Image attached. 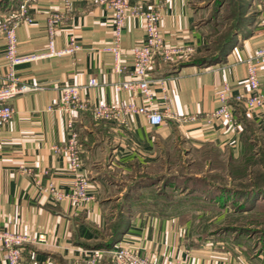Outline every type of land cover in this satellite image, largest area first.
<instances>
[{"label": "crops", "instance_id": "1", "mask_svg": "<svg viewBox=\"0 0 264 264\" xmlns=\"http://www.w3.org/2000/svg\"><path fill=\"white\" fill-rule=\"evenodd\" d=\"M193 1L129 0L131 6L143 11L158 9L159 26L168 43L191 44L195 51L188 58H158L150 70L156 98L153 107L163 113L162 124L151 125L144 114L129 115L123 124L97 119L91 110L75 113L84 161L81 172L90 176V190L95 194V200L80 204L53 201L34 180L37 172L48 170L60 188L69 190L73 184L75 174L68 156L53 150L54 145L61 146L68 139L67 113L59 107L61 88L81 86L90 106L131 101L143 105L140 93L116 90L114 83L132 77V49L146 37L145 20L141 16L127 19L121 55L124 69L117 72L114 55L104 50L114 39L112 11L99 0H72L69 10H64V0H36L29 5L32 21L21 22L17 37L20 55L33 59L21 64L18 74L32 89L12 100L15 114L0 129V229L29 236L45 233L48 237L47 244L24 248V264H89L95 253L99 254L95 264H113L109 250L98 244L108 240L117 216L116 205L135 177L177 172L187 160L194 164L212 151L224 159L228 154L239 156L246 137L256 147H264V108H248L231 100L237 128L223 118L213 122L204 119L206 113L219 107L218 93L225 81L231 85L232 95L249 93L245 60L264 45L263 8L258 10L252 30L238 35L221 61L200 65L190 61L202 55L206 45ZM9 11H0V21ZM56 11L63 13L55 36L56 50L68 48L71 36L81 44L80 50L48 54L47 18ZM5 72V35L0 28V84ZM92 77L97 78V86L88 85ZM259 77L264 89V66L259 67ZM184 116L197 118L182 121ZM205 170H210L206 160L196 174ZM48 180V176L43 177L42 185ZM198 212L132 204L128 229L119 244L160 263L187 259L191 264H251L229 246L210 236L202 237L200 226L193 222ZM0 264H6L2 250Z\"/></svg>", "mask_w": 264, "mask_h": 264}, {"label": "built area", "instance_id": "2", "mask_svg": "<svg viewBox=\"0 0 264 264\" xmlns=\"http://www.w3.org/2000/svg\"><path fill=\"white\" fill-rule=\"evenodd\" d=\"M36 0H23L21 5L8 13L2 15L0 28L5 35V59L6 72L2 77L0 84V129L4 122L9 121L15 114V108L12 100L19 94L28 92L31 86L22 82L18 74V67L33 57L20 55L18 50L17 28L21 22H31L28 15L29 5ZM106 9L112 11V26L114 39L111 45L104 48L105 51L114 55V69L122 72L124 66L122 60V39L125 24L130 16L143 17L145 20L146 37L144 41L137 44L132 49L133 72L131 79L117 81L114 83L116 90H129L134 94L140 93L143 96L144 104L138 105L136 102H127L122 104H108L99 102L90 106L88 99L81 94V86L71 84L61 88V109L67 113V131L68 139L63 145H54L55 152L65 153L68 156L69 167L74 172L75 177L71 189L64 190L60 188L54 179L50 177L48 170H41L36 173L35 184L55 202L70 201L73 204L88 203L95 200V194L90 190V176L82 173L84 161L82 158V145L79 131L76 127L75 113L89 111L101 120L117 121L126 124V117L132 114H144L148 116L150 124L158 126L163 123V113L155 109L156 101L151 83L153 78L150 76V70L158 58L165 61H172L179 57L188 58L194 53L195 47L191 44L171 45L167 38L161 32L159 23L161 13L158 9L140 10L137 6H131L129 0H99ZM72 0H64V10H69ZM264 11V0L261 4ZM63 18L61 11L52 12L47 18V30L49 36V55H58L62 53H74L82 48L74 36L70 37L69 47L65 50H56L55 36ZM264 23V16L261 19ZM247 66V84L249 93L232 95L231 85L225 81L223 88L218 93L220 101L219 107L205 114L204 119L207 122H213L216 119H226L234 128H237V119L231 109V100L243 103L248 108H264V89L261 87L259 77V67L264 66V45L258 47L253 56L246 58ZM99 84L96 77L89 79V86ZM163 98L167 100V94L164 92ZM196 116H184L182 121L196 120ZM24 171H29L22 166ZM48 176V183L43 186L42 178ZM48 237L45 233L36 236H29L20 232L0 229V250L5 254L6 264H24L23 250L27 245L47 244ZM113 264H191L187 259H169L165 263H160L150 256L142 254L137 250L126 248L119 243L109 250ZM99 254L88 261L89 264H95Z\"/></svg>", "mask_w": 264, "mask_h": 264}, {"label": "trees", "instance_id": "3", "mask_svg": "<svg viewBox=\"0 0 264 264\" xmlns=\"http://www.w3.org/2000/svg\"><path fill=\"white\" fill-rule=\"evenodd\" d=\"M22 1L0 0V11L16 9ZM248 1L244 0L242 2L243 14L240 13L238 15L234 22L237 24H232L228 30L230 32L215 41L214 44L219 45L217 47L218 50L210 54L204 48L202 55L192 58L190 61L200 65H209L221 61L232 49L238 35H246L252 30L253 25L258 20V12H252L247 9ZM203 155L194 164H190V160H187V164H183L177 172L163 175L144 173L135 177L132 183L128 185L122 201L116 205L117 216L111 223V232L108 240L98 245L110 250L120 242L128 229L130 222L129 212L132 204L140 205L144 208L152 207L157 210L171 207L197 212L203 209H220L223 206V199L226 197L225 194L227 192L237 196L242 195V198H255L264 195V174L259 169V157L264 156L263 146L256 147L253 140L246 137L244 148L239 156L228 154L226 159H224L221 153L214 151ZM205 160L208 162L210 170H205L200 175H197L196 171H202L204 168ZM209 173H214L212 175L216 174V177L219 178L222 177V180L228 179L235 182L253 178L255 181L247 189L235 188L231 190L224 185L218 184V182L209 184L204 177L205 174ZM255 178L258 180L262 179L263 183H255L257 181ZM206 186L208 188H205Z\"/></svg>", "mask_w": 264, "mask_h": 264}, {"label": "rangeland", "instance_id": "4", "mask_svg": "<svg viewBox=\"0 0 264 264\" xmlns=\"http://www.w3.org/2000/svg\"><path fill=\"white\" fill-rule=\"evenodd\" d=\"M243 1H193L197 12V24L204 29L206 36L205 49L210 54L218 50L219 45L214 44L215 41L224 34H228L232 24H237L234 22L240 13L243 14ZM261 4L262 0H249L247 9L258 12L262 8ZM263 159L264 156L259 157V169L262 170L260 171L263 172L262 174H264ZM212 174L214 173L204 175L209 184L218 182V184L231 190L235 188L247 189L255 181L252 178L234 182L228 179L222 180V177L219 178L216 177V174ZM256 180L255 183L257 184L263 183L262 179ZM225 196L223 206L220 209L199 210V215L195 217L193 222L197 227L200 226L202 237L210 236L213 238L212 240L229 246L236 254L248 259L251 264H264V195L255 198H242V195L237 196L227 192Z\"/></svg>", "mask_w": 264, "mask_h": 264}]
</instances>
